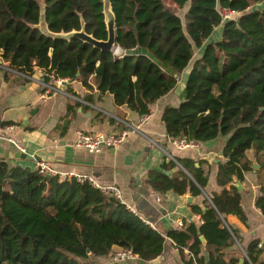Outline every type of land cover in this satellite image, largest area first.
Returning a JSON list of instances; mask_svg holds the SVG:
<instances>
[{
  "label": "trees",
  "instance_id": "trees-1",
  "mask_svg": "<svg viewBox=\"0 0 264 264\" xmlns=\"http://www.w3.org/2000/svg\"><path fill=\"white\" fill-rule=\"evenodd\" d=\"M104 1L0 0V62L25 80L40 70L56 80L79 81L141 117L175 92L193 62L182 102L168 106L162 122L172 141L227 138L226 162L216 177L224 189L206 200L205 209L192 207L201 225L190 221L163 234L89 183L44 177L0 158V264H92L93 257H110L115 247L139 257L126 264H147L163 255L167 239L184 264H239V258L226 259L241 241L226 217L247 220L235 184L253 170L251 150L261 166L256 206L264 215V8L251 10L264 0H109L121 56L72 37L84 31L108 41ZM219 7L239 17L222 23ZM183 9L186 32L178 14ZM218 27L221 39L208 42ZM138 49L155 59L128 54ZM196 50L202 53L194 61ZM13 76L6 72L7 80ZM87 100L93 102L92 95ZM205 164L176 158L168 164L177 169L171 177L156 171L146 183L157 192L200 195L210 176ZM259 245L255 241L244 251V264H262Z\"/></svg>",
  "mask_w": 264,
  "mask_h": 264
},
{
  "label": "crops",
  "instance_id": "crops-1",
  "mask_svg": "<svg viewBox=\"0 0 264 264\" xmlns=\"http://www.w3.org/2000/svg\"><path fill=\"white\" fill-rule=\"evenodd\" d=\"M221 36L222 27H218L208 42L218 41ZM201 53V50L196 51L194 61L201 57ZM192 63L181 75L180 82L186 84ZM15 75L7 80L6 71H0V158L6 159L10 166L36 171L38 163L47 162L58 172L93 177L100 186L117 187L122 203L163 234L180 229V222L202 224L201 215L192 207L205 209L206 200L210 201L214 194L223 191L216 177L219 165L226 162L223 148L227 138L198 143V147L178 151L167 136L162 116L168 106L180 105L181 95L172 92L153 105L151 119L139 132L131 133L120 148H104L98 154H91L74 147L80 133L118 134L124 129L120 120L137 125L141 116L127 107L117 106L110 94L100 99L98 91L89 92L79 81L62 82L54 86V91L48 92L39 82L42 81V71H36L28 80ZM90 95L93 102L87 100ZM69 107L73 109L70 124L65 129L64 119L69 116ZM10 139L24 150L11 143ZM20 152L26 158L17 157ZM248 157L253 161V170L245 174L243 182L235 184L242 194L247 220L243 222L235 215L226 217V225L237 230L241 237L240 243L230 249L226 259L236 257L240 259L239 264H244L247 259L244 251L259 241L263 246L259 247L262 249L260 263L264 264V215L256 206L261 195L258 179L261 166L254 160L252 150ZM176 158L205 161L210 176L202 194L188 192L180 196L172 191L157 192L147 185L152 172L171 177L177 169H168V164ZM118 249L115 247L114 251ZM92 260L94 264H113L111 257H93ZM154 263L184 264L170 239H167L163 255Z\"/></svg>",
  "mask_w": 264,
  "mask_h": 264
},
{
  "label": "built area",
  "instance_id": "built-area-1",
  "mask_svg": "<svg viewBox=\"0 0 264 264\" xmlns=\"http://www.w3.org/2000/svg\"><path fill=\"white\" fill-rule=\"evenodd\" d=\"M218 13L221 17L222 23L234 20L239 16V13L231 11L228 8L219 7ZM115 55L121 56L122 52L119 48H117L115 51ZM0 68L5 70L6 72H12L17 74L15 71L11 70L10 68H7L6 66H3L0 62ZM48 77L51 81L49 83H46L45 78ZM27 79H31L29 77H25ZM40 84H42L46 91L52 92L54 91V86H59L62 82H67L66 80H56L53 75L44 74L42 76V81H39ZM152 117V113H149L147 115H144L141 117L139 123L137 125H131L127 121L120 120V124L124 127L123 131L112 134H96V133H80L77 137L76 142L74 143V147L76 148H82L88 151L91 154H98L100 153L104 148H120L127 140L128 136L131 133L139 132L141 127H143L144 124H146ZM11 143H14L15 145H18L16 142L13 141V139H10ZM174 145L178 149V151H184L188 148H194L198 147V143L193 141H188L186 139H177L174 140ZM20 150H24L20 145H18ZM36 170L41 176L44 177H58L60 181H66L71 179H76L80 183H89L91 186L101 190L106 195H112L121 199V193L120 190L117 187L114 186H100L97 184V182L94 180L93 177L89 176H81L76 174H70V173H61L56 171L53 167H51L47 162H40L37 164ZM128 208V207H127ZM131 212L135 213V211L131 208H128ZM201 219V217H200ZM202 222V221H201ZM186 223H190V221H186L185 223L180 222L179 226L180 228L185 227ZM260 248L263 246L260 244ZM113 264H126L131 263L135 261H139V257L134 255L131 251H126L123 249H118L114 251V253L110 256ZM154 262H149L147 264H153ZM196 264V263H195Z\"/></svg>",
  "mask_w": 264,
  "mask_h": 264
},
{
  "label": "water",
  "instance_id": "water-1",
  "mask_svg": "<svg viewBox=\"0 0 264 264\" xmlns=\"http://www.w3.org/2000/svg\"><path fill=\"white\" fill-rule=\"evenodd\" d=\"M115 19L113 16V19L110 20L108 23V32H109V39L106 42L98 41L94 39L92 36L87 35L84 31L74 33L72 34V37H76L81 39L82 41L89 43L93 45L94 47L100 48V49H107V50H115L117 49L116 46V38H115ZM129 55H136V54H147L150 58L155 59L154 56L150 53H148L145 49H138V50H132L128 52ZM68 82V81H67ZM66 84V83H65ZM186 84L183 82H179L175 92L177 95H181L182 92L185 89ZM17 157H22L26 158L24 154H19L16 155ZM202 241H204V238H201Z\"/></svg>",
  "mask_w": 264,
  "mask_h": 264
},
{
  "label": "rangeland",
  "instance_id": "rangeland-1",
  "mask_svg": "<svg viewBox=\"0 0 264 264\" xmlns=\"http://www.w3.org/2000/svg\"><path fill=\"white\" fill-rule=\"evenodd\" d=\"M104 4H105V14H106V20H107V23L110 22L111 19H113V13H112V10H111V6H110V1L109 0H105L104 1ZM169 4V3H168ZM264 8V3L262 4H259V5H255L251 8V10H261ZM187 10H188V6H187ZM185 9L183 10H179L178 11V14L180 16H182V20H183V28H184V31L186 32L187 31V24H186V20H185ZM239 16H237L238 18ZM236 18V19H237ZM116 50V49H115ZM197 51V50H196ZM92 264H94L93 260H92Z\"/></svg>",
  "mask_w": 264,
  "mask_h": 264
}]
</instances>
